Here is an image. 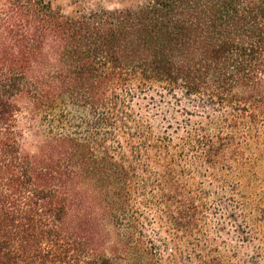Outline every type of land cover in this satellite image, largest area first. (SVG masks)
<instances>
[{"label":"trees","instance_id":"trees-1","mask_svg":"<svg viewBox=\"0 0 264 264\" xmlns=\"http://www.w3.org/2000/svg\"><path fill=\"white\" fill-rule=\"evenodd\" d=\"M140 99L165 106L160 123ZM254 161H264V0L73 15L0 0V264H221L204 230L224 199L262 257L264 196L242 188Z\"/></svg>","mask_w":264,"mask_h":264},{"label":"rangeland","instance_id":"rangeland-1","mask_svg":"<svg viewBox=\"0 0 264 264\" xmlns=\"http://www.w3.org/2000/svg\"><path fill=\"white\" fill-rule=\"evenodd\" d=\"M50 2L51 6L55 9L60 10L62 13L67 15H73L83 11H89L92 9L106 8V9H121V10H132L140 5L144 0H47ZM151 92H148V95ZM139 105L142 109H146L150 115L154 117L156 124L161 122V117L165 113L162 109L153 107L151 105L145 107L147 104V99H140ZM168 116V114L166 115ZM22 120L25 129L32 125L29 120L28 114H22ZM35 136L30 130H25L24 142L27 146H33L35 141ZM253 176L248 180V178L243 179V189L245 191H256L260 196H264V161H254ZM255 172V173H254ZM224 207L211 208V212L207 215V223L205 225V233L209 237V242L205 245L207 247V252L211 256H217L221 261V264H264V255L258 257L254 249V244L258 242L256 240L252 242L243 241L239 234L237 233L236 225L241 224V212L235 210L232 205L228 204V200L224 199ZM264 204V202L262 203ZM228 213H232V217H228ZM264 209L262 211L254 214V224L259 232H264V218L262 217ZM147 233L155 240L159 237V234L163 237L165 233L162 232L158 226L155 224L148 228ZM159 232V234H158ZM156 243L159 246L158 240ZM173 244L168 243L167 250L160 252L159 258L164 259L166 255L172 250ZM190 248L197 249L191 245ZM110 253V249L105 247ZM212 251H210V250ZM161 250V249H160ZM214 250V251H213ZM115 260L120 263H126L127 259L125 256L114 255ZM145 261V260H144ZM144 264V262H142Z\"/></svg>","mask_w":264,"mask_h":264}]
</instances>
